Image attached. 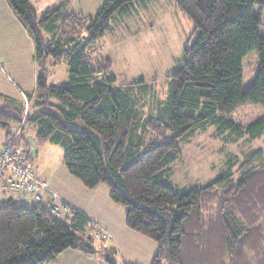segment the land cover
<instances>
[{"label": "trees", "instance_id": "obj_1", "mask_svg": "<svg viewBox=\"0 0 264 264\" xmlns=\"http://www.w3.org/2000/svg\"><path fill=\"white\" fill-rule=\"evenodd\" d=\"M7 1L35 41L38 64L36 88L25 92L30 114L22 137H33L26 132L33 129L37 142L61 145L72 176L89 189L105 185L127 226L158 243L151 264H264V166L233 180L230 159L202 186L171 183L180 140L198 130L215 125L230 141L264 134V114L248 124L229 116L247 103L264 109V36L253 10L263 8L264 0H179L194 24L185 66L168 75L164 102L147 116L139 99L152 85L143 79L117 85L112 60L92 56L112 21L137 0H105L93 15L68 12L66 1L41 14L31 0ZM251 51L259 66L243 90V59ZM63 60L68 79L50 82L51 65ZM25 108L24 101L0 92L6 139L25 118ZM3 195L9 198L0 204V264L54 262L67 249L96 253L83 212L56 217L47 203L21 204L13 194ZM102 249L107 264H135L118 262L112 247Z\"/></svg>", "mask_w": 264, "mask_h": 264}, {"label": "rangeland", "instance_id": "obj_2", "mask_svg": "<svg viewBox=\"0 0 264 264\" xmlns=\"http://www.w3.org/2000/svg\"><path fill=\"white\" fill-rule=\"evenodd\" d=\"M99 1L101 4L96 3L97 10L91 15L105 2ZM253 10L261 17L258 31L264 36V7L255 5ZM193 30V21L179 6V0H137L128 13L117 15L112 21L111 29L99 39L92 56L109 57L112 60L113 71L118 78L117 85L142 79L152 85L149 92L140 96L139 105L145 116L156 115L158 102L163 103L168 93V75L185 66V48L192 39ZM83 36L87 37L88 33L85 32ZM258 66L257 52H249L243 59V90L254 80ZM50 68V82L61 83L68 79L66 61L51 65ZM140 92H145L141 90V86L138 90ZM25 97L26 93H23L24 102ZM262 114L264 109L261 105L247 103L237 107L229 116L241 124H248ZM4 134L5 131L0 127V138ZM31 134L35 145V173L44 177L53 170L64 168L65 148L52 142H37L34 131ZM257 149L262 152L249 160ZM230 159L235 161L233 180L248 169L263 167L264 134L256 139L242 137L230 141L228 135L217 133L215 125L198 130L192 137L180 140V153L172 164L171 183L176 188L202 186L221 174ZM245 160L249 161L241 165ZM223 191L224 187L219 190L220 193ZM7 198L8 195L0 193V204ZM90 233L94 236L93 228ZM98 242V246H103L101 243L107 247L112 246L110 240ZM76 250L67 249L56 261L45 264H107L106 254L100 247H97L95 254Z\"/></svg>", "mask_w": 264, "mask_h": 264}, {"label": "crops", "instance_id": "obj_3", "mask_svg": "<svg viewBox=\"0 0 264 264\" xmlns=\"http://www.w3.org/2000/svg\"><path fill=\"white\" fill-rule=\"evenodd\" d=\"M65 1L68 3V12L88 15L97 10L96 3L100 2L99 0H31L38 13L55 8ZM34 56L33 37L19 21L8 1L0 0L1 93L23 101V93L35 90L38 64ZM27 131L31 133L33 129ZM0 142V146L6 142L5 134L0 138ZM36 175L48 180L56 193L83 212L89 221L90 229L101 230L99 236L94 235L96 242L110 240L112 243L110 247L116 250L117 259L135 264L152 263L159 249L158 243L127 226L123 208L111 200L109 189L105 185L89 189L72 176L66 167L53 170L44 177L38 173ZM43 203H47V200L45 199L41 204ZM97 243V247L109 248L103 243H101L103 246H98Z\"/></svg>", "mask_w": 264, "mask_h": 264}, {"label": "built area", "instance_id": "obj_4", "mask_svg": "<svg viewBox=\"0 0 264 264\" xmlns=\"http://www.w3.org/2000/svg\"><path fill=\"white\" fill-rule=\"evenodd\" d=\"M25 104V118L0 146V193L13 194L19 203L28 205L43 202L46 199V207L52 215L56 217L73 215L77 210L73 204L56 193L48 180L40 178L35 173L33 138L22 137L26 126V116L30 114L27 99ZM93 234L99 236L101 230L93 228Z\"/></svg>", "mask_w": 264, "mask_h": 264}]
</instances>
